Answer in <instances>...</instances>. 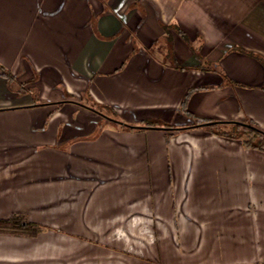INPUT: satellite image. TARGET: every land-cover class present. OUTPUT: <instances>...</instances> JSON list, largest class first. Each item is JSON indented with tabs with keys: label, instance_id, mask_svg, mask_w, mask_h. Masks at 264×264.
Wrapping results in <instances>:
<instances>
[{
	"label": "crops",
	"instance_id": "0c3cea01",
	"mask_svg": "<svg viewBox=\"0 0 264 264\" xmlns=\"http://www.w3.org/2000/svg\"><path fill=\"white\" fill-rule=\"evenodd\" d=\"M0 66V218L50 227L0 264H264V151L207 128L264 132V0H0Z\"/></svg>",
	"mask_w": 264,
	"mask_h": 264
},
{
	"label": "trees",
	"instance_id": "16d2710c",
	"mask_svg": "<svg viewBox=\"0 0 264 264\" xmlns=\"http://www.w3.org/2000/svg\"><path fill=\"white\" fill-rule=\"evenodd\" d=\"M0 75L4 76L8 79V81H12L14 76L11 74L10 71L6 70L2 66H0ZM186 100V99H185ZM207 119H197L195 124L201 125L207 122ZM144 126H131L127 124H122L123 128L126 129H138V128H149L151 126H155L156 123L151 121H147L143 123ZM162 127L166 129H173L168 124H161ZM254 126V125H252ZM207 128L215 134H221L224 136H228L231 138H238L242 141V145L245 147H253L258 148L264 151V132L258 129L257 127H240L239 125H234L232 130L225 131L218 128L216 125L214 126H207ZM47 229L46 225L37 224L31 222L25 218L24 215L15 214L9 218L2 219L0 218V233L3 234H12V235H26V236H34L42 230Z\"/></svg>",
	"mask_w": 264,
	"mask_h": 264
},
{
	"label": "water",
	"instance_id": "95a60500",
	"mask_svg": "<svg viewBox=\"0 0 264 264\" xmlns=\"http://www.w3.org/2000/svg\"><path fill=\"white\" fill-rule=\"evenodd\" d=\"M240 124L245 125V126H248V127H254V126H252L250 124H245V123H242V122Z\"/></svg>",
	"mask_w": 264,
	"mask_h": 264
},
{
	"label": "rangeland",
	"instance_id": "374dc122",
	"mask_svg": "<svg viewBox=\"0 0 264 264\" xmlns=\"http://www.w3.org/2000/svg\"><path fill=\"white\" fill-rule=\"evenodd\" d=\"M47 229H50V227H49V226H47ZM47 229H45V230H47ZM42 231H44V230H42Z\"/></svg>",
	"mask_w": 264,
	"mask_h": 264
}]
</instances>
